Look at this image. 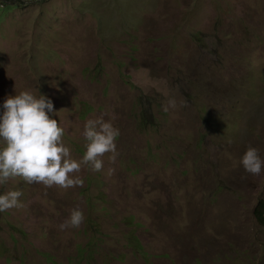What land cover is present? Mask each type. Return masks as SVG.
<instances>
[{"label":"rangeland","instance_id":"rangeland-1","mask_svg":"<svg viewBox=\"0 0 264 264\" xmlns=\"http://www.w3.org/2000/svg\"><path fill=\"white\" fill-rule=\"evenodd\" d=\"M262 202L264 0H0V264H264Z\"/></svg>","mask_w":264,"mask_h":264},{"label":"trees","instance_id":"trees-1","mask_svg":"<svg viewBox=\"0 0 264 264\" xmlns=\"http://www.w3.org/2000/svg\"><path fill=\"white\" fill-rule=\"evenodd\" d=\"M21 132H22V130L18 127V125H16L14 130L5 131V133H12L14 135L20 134ZM1 152H2L4 164H5V170H6V172H9L13 168V162L20 159V153L18 151V145L15 144V145H8L6 147H2ZM257 216H258V219L260 220V222L264 223V202H262L261 206L258 208ZM128 243H129L130 247L135 249L136 253H139L143 257H145L143 254L142 245L137 238L131 236L128 239Z\"/></svg>","mask_w":264,"mask_h":264}]
</instances>
